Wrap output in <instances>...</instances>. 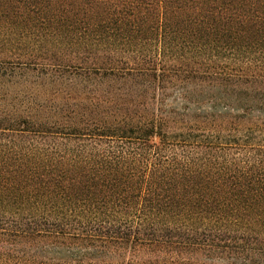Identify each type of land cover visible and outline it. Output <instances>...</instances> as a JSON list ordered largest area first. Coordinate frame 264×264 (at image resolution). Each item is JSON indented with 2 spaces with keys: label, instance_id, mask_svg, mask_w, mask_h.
Returning <instances> with one entry per match:
<instances>
[{
  "label": "trees",
  "instance_id": "obj_1",
  "mask_svg": "<svg viewBox=\"0 0 264 264\" xmlns=\"http://www.w3.org/2000/svg\"><path fill=\"white\" fill-rule=\"evenodd\" d=\"M0 264H264V0H0Z\"/></svg>",
  "mask_w": 264,
  "mask_h": 264
}]
</instances>
